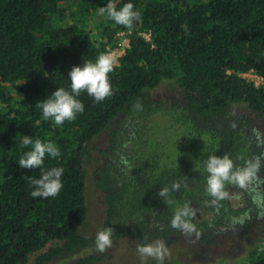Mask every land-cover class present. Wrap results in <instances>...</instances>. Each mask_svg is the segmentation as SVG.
<instances>
[{"label":"trees","instance_id":"16d2710c","mask_svg":"<svg viewBox=\"0 0 264 264\" xmlns=\"http://www.w3.org/2000/svg\"><path fill=\"white\" fill-rule=\"evenodd\" d=\"M109 2L0 0V264H28L34 254V264H51L91 247L81 229L86 167L94 156L106 207L101 229L111 227L112 240L173 245L186 236L171 227L185 204L194 209L191 222L199 232L191 237L206 243L234 219L254 214V193L236 185L226 183L229 198L211 203L203 162L227 154L235 168L258 159L253 186L258 191L264 182V146L254 120L264 121V87L243 78L251 70L264 77V0H111L118 10L132 3L140 19L128 30L106 15L95 37L87 17ZM121 33L129 46L109 73L113 94L97 103L82 91L76 99L84 111L75 120L58 126L44 119L37 102L57 88L71 92L72 67L109 55L120 47ZM166 83L179 90V100L154 98ZM103 134L106 148L94 149ZM23 135L59 148L58 158L46 154L43 163L64 170L56 197L30 195L28 177L40 178L41 170L20 167L18 159L31 150ZM165 187L171 204L157 195ZM240 193L245 208L234 202ZM253 219L246 225L256 226ZM259 231L257 253L242 264H264V226ZM67 264L100 261L86 255Z\"/></svg>","mask_w":264,"mask_h":264},{"label":"clouds","instance_id":"9594fccd","mask_svg":"<svg viewBox=\"0 0 264 264\" xmlns=\"http://www.w3.org/2000/svg\"><path fill=\"white\" fill-rule=\"evenodd\" d=\"M100 15H107L116 24L125 26L128 30H132L135 22L140 19V14L134 11L132 3L124 4L119 10L116 4L111 2L106 6L100 7ZM114 59L108 54H100L95 62L86 61L83 66H73L69 72L71 92L64 88H57L47 99L38 101L37 106L42 109L44 119H51L56 125H63L65 121L75 120L77 114L83 113V103L76 99L82 91H86L89 96H92L95 102L99 103L111 96L112 88L109 81V73L113 71ZM22 144L25 147L31 146V150L23 153L18 159L20 167L26 169H40V178L28 177L29 183L34 190L30 195L33 198H49L59 195L63 184L61 176L63 174L62 167H53L50 170L43 168L44 158L49 155L52 158H58L61 153L55 143L48 141L42 142L40 139H35L31 136L23 135ZM121 164L128 165L127 159L121 155ZM204 170L208 173L206 178V192L212 197V204H217L219 201L229 198V194L225 191V184L236 185L241 189H245L254 193L252 199L258 208L264 209V193L257 191L253 185L258 184L256 173L260 167V162L257 159L255 162L248 161L244 167H235L233 161L225 154L222 158L216 155H210L203 162ZM179 183L172 185V190H178ZM169 189L167 187L160 189L158 196L165 198V202L171 204L168 200ZM264 214V213H262ZM195 216L194 209L187 204L179 207L174 212L171 219V227L180 230L186 236H191L197 232L196 225L191 222V218ZM233 223H244V217H240ZM114 231L111 227H105L96 233L94 246L103 253L112 247ZM167 248L164 241L155 240L148 244H137L136 252L141 257L142 261L151 257L156 259L159 264H163L167 255Z\"/></svg>","mask_w":264,"mask_h":264},{"label":"rangeland","instance_id":"374dc122","mask_svg":"<svg viewBox=\"0 0 264 264\" xmlns=\"http://www.w3.org/2000/svg\"><path fill=\"white\" fill-rule=\"evenodd\" d=\"M76 10V9H75ZM106 19L105 15H100L99 12L93 13L87 17V27L96 37L98 36V27ZM120 44L127 45L128 38L126 35L119 36ZM123 48V47H122ZM113 52V51H112ZM111 52V53H112ZM110 56L116 62L119 58L118 54H111ZM122 56V55H121ZM154 98L164 100H179L181 94L179 90L170 83L161 86L155 93ZM240 114H249L254 118V115L247 113V111L240 110ZM256 126L258 134L264 146V121L257 120ZM108 135L103 134L99 136L93 143L94 149L103 150L107 146ZM98 165L97 157L87 164V220L81 229L83 235L87 236L93 241L91 247L77 254L71 255L66 259L57 260L51 264H67L81 256L94 255L100 261V264H151L159 262L154 258H147L142 261L141 257L136 252L137 242L128 239H114L112 247L107 251L101 253L94 246L96 233L101 230L105 219L106 207L104 204V195L97 189L94 170ZM264 193V182L258 189ZM251 195V201H253ZM234 202L240 208L248 206L246 196L243 193L238 194ZM255 204V203H254ZM254 224L247 226L246 222L251 218L244 214V223H233V221L224 230L215 232V239L213 243H206L202 240H196L191 236H184L173 245H165L167 248V255L163 264H242L257 253L259 249V229L264 226V209L258 208L257 205L253 207ZM240 217L236 218L238 220ZM38 254L30 257L28 264H34Z\"/></svg>","mask_w":264,"mask_h":264},{"label":"built area","instance_id":"2783aa9c","mask_svg":"<svg viewBox=\"0 0 264 264\" xmlns=\"http://www.w3.org/2000/svg\"><path fill=\"white\" fill-rule=\"evenodd\" d=\"M121 35H126L125 33H121ZM144 38L148 41H151V34L150 33H145L143 34ZM129 46V41H128V44L125 46V45H122L120 44V47L115 49L111 54H118V58L121 57V55H123L125 53V50L126 48H128ZM123 47V48H122ZM110 55V54H109ZM243 78L248 81L249 83H252L255 87H258V88H262L264 87V77L261 76L258 72H256L255 70H251L245 74H243Z\"/></svg>","mask_w":264,"mask_h":264}]
</instances>
